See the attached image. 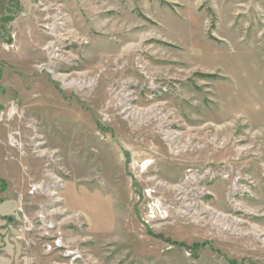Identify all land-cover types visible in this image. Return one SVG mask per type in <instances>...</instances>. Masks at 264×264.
<instances>
[{
	"label": "rangeland",
	"instance_id": "1",
	"mask_svg": "<svg viewBox=\"0 0 264 264\" xmlns=\"http://www.w3.org/2000/svg\"><path fill=\"white\" fill-rule=\"evenodd\" d=\"M14 5L0 227L18 264H264V0Z\"/></svg>",
	"mask_w": 264,
	"mask_h": 264
},
{
	"label": "crops",
	"instance_id": "2",
	"mask_svg": "<svg viewBox=\"0 0 264 264\" xmlns=\"http://www.w3.org/2000/svg\"><path fill=\"white\" fill-rule=\"evenodd\" d=\"M17 2V6L21 5L24 3L25 0H14ZM11 2V0H0V18L6 16L8 14V6L9 3ZM15 7V11L17 12V8L16 5H14ZM2 205H0V214L3 215L2 210L3 208L1 207ZM2 232H0V240H3L5 243H8L7 248L5 249L6 251H3L2 254H0V264H13L15 262V264H18L17 262V257L19 252H17L15 249H13V246L11 245V242H8V236H6V233H3L6 229V227H0ZM16 259V261L13 259Z\"/></svg>",
	"mask_w": 264,
	"mask_h": 264
},
{
	"label": "trees",
	"instance_id": "3",
	"mask_svg": "<svg viewBox=\"0 0 264 264\" xmlns=\"http://www.w3.org/2000/svg\"><path fill=\"white\" fill-rule=\"evenodd\" d=\"M15 2L16 1L11 0V2L9 3V6H8V14L6 16L0 18L1 26L6 27L7 22L14 20L16 18L17 12L15 11V7H14ZM2 91H3V88L0 86V95H1ZM0 219H1V217H0Z\"/></svg>",
	"mask_w": 264,
	"mask_h": 264
}]
</instances>
